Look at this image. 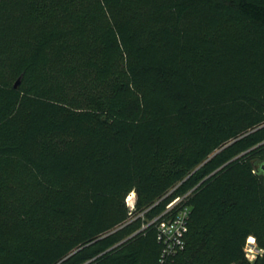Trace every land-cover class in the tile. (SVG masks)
Instances as JSON below:
<instances>
[{
	"label": "trees",
	"instance_id": "1",
	"mask_svg": "<svg viewBox=\"0 0 264 264\" xmlns=\"http://www.w3.org/2000/svg\"><path fill=\"white\" fill-rule=\"evenodd\" d=\"M257 161L264 0H0V264H159L188 192L175 264H250Z\"/></svg>",
	"mask_w": 264,
	"mask_h": 264
},
{
	"label": "built area",
	"instance_id": "2",
	"mask_svg": "<svg viewBox=\"0 0 264 264\" xmlns=\"http://www.w3.org/2000/svg\"><path fill=\"white\" fill-rule=\"evenodd\" d=\"M190 194L191 192H188L177 197L166 206V210L161 215L143 225V229L150 225L156 228L157 241L161 247L159 264H175L177 256L186 248V236L191 218V208L188 204ZM133 199H135L134 192L126 199L131 211L136 206ZM140 216L144 217V214ZM243 250L245 259L250 264L264 257V249L259 246L257 239L253 236L247 239Z\"/></svg>",
	"mask_w": 264,
	"mask_h": 264
},
{
	"label": "water",
	"instance_id": "3",
	"mask_svg": "<svg viewBox=\"0 0 264 264\" xmlns=\"http://www.w3.org/2000/svg\"><path fill=\"white\" fill-rule=\"evenodd\" d=\"M22 78H19L14 84V88H18L21 83ZM255 171H260L261 174H264V162H254Z\"/></svg>",
	"mask_w": 264,
	"mask_h": 264
},
{
	"label": "rangeland",
	"instance_id": "4",
	"mask_svg": "<svg viewBox=\"0 0 264 264\" xmlns=\"http://www.w3.org/2000/svg\"><path fill=\"white\" fill-rule=\"evenodd\" d=\"M14 82H15V81H14ZM171 194H172V191L169 193V195H171ZM133 198H134V197H133ZM168 198H169V196H167L166 199L164 198L165 200H163V202H162V204H161V205H162L161 208H160V209H161V210H160L161 213L164 212V211L166 210V209H165V208H166L165 206H166V204H167V202H168V200H167ZM133 200H134L133 202L136 204V200H137L136 193H135V199H133ZM135 219H136V218H135L134 216H131V217L129 218V221H128V222H132V221H134ZM128 222H127V223H128Z\"/></svg>",
	"mask_w": 264,
	"mask_h": 264
}]
</instances>
